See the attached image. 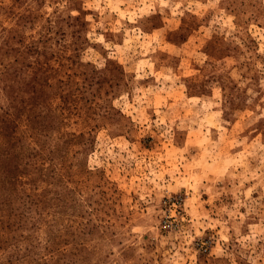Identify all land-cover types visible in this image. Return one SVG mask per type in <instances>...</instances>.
<instances>
[{
	"label": "rangeland",
	"instance_id": "obj_1",
	"mask_svg": "<svg viewBox=\"0 0 264 264\" xmlns=\"http://www.w3.org/2000/svg\"><path fill=\"white\" fill-rule=\"evenodd\" d=\"M0 264H264V0H0Z\"/></svg>",
	"mask_w": 264,
	"mask_h": 264
}]
</instances>
